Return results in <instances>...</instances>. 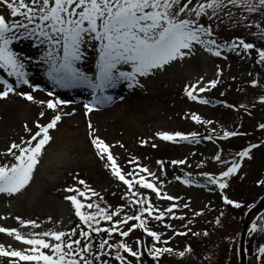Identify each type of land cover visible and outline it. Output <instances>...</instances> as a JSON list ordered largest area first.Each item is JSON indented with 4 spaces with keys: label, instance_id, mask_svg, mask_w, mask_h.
Wrapping results in <instances>:
<instances>
[{
    "label": "rangeland",
    "instance_id": "obj_1",
    "mask_svg": "<svg viewBox=\"0 0 264 264\" xmlns=\"http://www.w3.org/2000/svg\"><path fill=\"white\" fill-rule=\"evenodd\" d=\"M232 11L236 13L237 19H246L240 24L231 23L226 17L222 24L214 22V38L221 44L244 39L258 47H264V39L259 35L264 31V10L248 13L243 9L237 12L233 8ZM0 14H5L3 5H0ZM205 22L207 23L206 18ZM249 24L253 27L249 28ZM255 24H260V29ZM17 47L29 55H38L26 43ZM194 59L199 61L198 67L194 66ZM256 59L254 51L249 56L224 50L221 57H214L197 47L195 55L175 62L164 71L140 78L141 86L129 89L126 83H122L114 89H108L107 94L114 98L113 103L92 112L96 117H108L113 113L111 110L114 106L121 102L126 103L122 110V113L127 112L126 117L121 115L106 118L101 126L91 122L95 130L93 135L99 136L110 146V151L123 172H138V163L140 167H146L155 174V177L148 176L147 173L144 175L148 180L157 183L162 195L178 198L173 201L161 200L150 190H141L161 211L173 204L178 205L173 210L174 217L182 216L184 219L170 218L166 214L162 222L150 220L149 227L160 232L162 239H168L167 246L172 247L175 252L182 251L185 247H190L192 251L183 258L164 254L158 261H154L147 251H143L140 264H239V239L245 213L264 196V185L259 184V181L264 180V130L259 128V124L264 123V105L259 103V97L264 95V65L256 63ZM81 67L89 74L94 73V57L90 56ZM27 70L31 82L44 89L43 92L33 93L38 100L49 99L46 95L49 90L55 91L61 98L63 94L77 93L78 96L73 99L82 108L83 103L91 99L87 89H53L42 64H30ZM0 78L12 81L2 70ZM213 79H219L215 88H209L205 92L198 91L200 86H208V82ZM252 80L258 82L256 87L252 86ZM193 84L197 86L194 94L208 100V104L187 98L184 88ZM20 90L30 91L27 86H21ZM30 106L33 108L27 111ZM4 109L11 110V113L5 115L2 112ZM41 111L46 112L43 118L39 115ZM193 113L212 123H195L191 119ZM76 114L90 120L91 113L85 116L84 109L80 113L74 111V115ZM71 116H63L62 119ZM50 118V111L37 104L34 106L32 102L15 94L0 100V153H5L14 142L21 143V138H30L37 131L36 124L47 123ZM88 124L85 121V125L69 123L66 126L61 120L56 129L50 130L53 139L45 146L48 156L41 159L40 165L42 168L45 165V169L34 173L33 181L19 193L22 200H17V194L11 197L0 194V226L20 228L16 219L19 217L23 220H35L41 226L35 230L20 229L25 234L43 230L69 231L79 221L70 201L64 199L65 195L73 193H67L65 189L79 187L83 190V186L77 183L78 180H84L103 197V201L91 197L92 201L101 203L102 207L110 206V210H115L124 206V211L120 213L121 218L135 213L136 209L125 206V200L121 199L126 186L112 176L110 169L104 167L105 162L96 155L91 144L92 138L88 135ZM25 125L31 129V133L25 130ZM224 131H237L244 135L221 139ZM159 132H182L186 135L197 132L196 139L199 142L162 141L156 135ZM208 136L212 139H206ZM142 141L146 143L142 144ZM153 144L156 145L155 148L152 147ZM251 144L259 145L252 149L251 159L245 157L242 161L239 160L237 153ZM217 153L223 161L228 162L227 165L213 159ZM233 159L241 167L235 175L227 178V189L222 192L217 186L207 184L201 173L219 175L230 166ZM173 160H185L186 163L173 165ZM10 161L11 157L0 155V163ZM157 161L163 162V169ZM176 177L181 180L190 178L193 184L185 185ZM224 195L240 203L241 207L226 205L223 202ZM184 204H188V207L185 208ZM195 212H202V215L196 216ZM217 218L220 219L219 224L216 223ZM109 223L102 221L101 226L107 227ZM131 223L133 222L130 221L129 224ZM164 224L171 227L165 228ZM253 224L258 226L256 232L250 231ZM262 225L264 211L258 220L248 225L245 241L247 264H258L255 259L256 250L259 245L264 244V232L259 231ZM175 232L187 234L179 236ZM193 232L199 235L194 236ZM204 232L208 235H203ZM93 236V244L96 245L100 237H96L95 233ZM113 237L109 243L124 239L135 247V241L140 239L148 247L152 244L151 238L139 229H134L129 237H119L115 233ZM0 244L20 247L18 242L3 233H0ZM128 259L135 264V258Z\"/></svg>",
    "mask_w": 264,
    "mask_h": 264
},
{
    "label": "snow or ice",
    "instance_id": "obj_2",
    "mask_svg": "<svg viewBox=\"0 0 264 264\" xmlns=\"http://www.w3.org/2000/svg\"><path fill=\"white\" fill-rule=\"evenodd\" d=\"M0 5L5 7V14H0V70L8 78H12L11 82L7 78H0V100L15 94L51 113L47 123L36 124L37 131L30 138H21V143L14 142L5 153H0L11 157L10 162L0 163V194L9 197L21 193L30 185L45 146L53 139L50 130L57 128L63 116L74 115L75 111L66 112L65 108L71 101L61 98L53 90L46 93L49 99L38 100L33 95L44 89L31 82L27 70L30 64L45 66V75L53 89L89 90L91 99L83 103L85 116L113 103L114 98L107 94L108 89H114L122 83H126L129 89L141 86L140 78L164 71L175 62L195 55L197 47L214 57H221L224 50L249 56L254 51L256 63L264 65V47H258L244 39L221 44L214 38L216 32L213 27L214 22L222 24L225 17L231 23H242L246 18L237 19L232 9L256 13L264 10V0H0ZM248 27L253 25L249 24ZM255 27L260 29L261 26L255 24ZM259 35L264 39V31ZM25 43L36 50L38 55H29L18 49V45ZM90 56L94 57L95 71L92 74L81 67ZM219 75L218 72L217 76ZM218 83L219 79H213L208 82V86H200L198 91L205 92L209 88H215ZM257 83L256 80L251 81L253 87ZM21 86H27L30 91L20 90ZM195 91L197 86L194 84L184 88L189 100L209 103L194 94ZM259 103L264 105V95L259 97ZM39 115L43 118L46 112L41 111ZM191 119L197 124L212 123L210 120H202L195 113L191 115ZM88 128L96 155L105 162L104 167L110 169L112 176L126 186L121 199L125 200V206L135 208V213L121 218L124 206L115 210H110V206L102 207L101 203L92 201L91 197H97L99 201H103V197L84 180H78L77 183L83 186V190L68 187L65 192L73 194L64 197L66 201H70L78 218L79 222L75 227L69 231L43 230L25 234L20 229L35 230L41 226L35 220L17 217L20 228L0 226V233L18 242L20 247L0 244V264H115L117 261L119 264H133L128 257L135 258V264H140L143 251H147L154 261H158L164 254L183 258L192 251L190 247H185L182 251L175 252L172 247L167 246L168 239H162L160 232L149 227L150 220L162 222L166 214L170 218L184 219L182 216L174 217L173 210L178 205L173 204L161 211L141 190H150L161 200L173 201L178 198L162 195L157 183L144 175L147 173L148 176L155 177V174L146 167H140L138 163V172H123L110 151V146L99 136L93 135L95 130L91 122ZM259 128L264 130V123L259 124ZM25 130L31 133L27 125ZM156 135L162 141L174 143L199 142L196 139L197 132L187 135L182 132H159ZM239 135L244 133L224 131L220 138ZM206 139L211 140L212 137L208 136ZM143 143L146 141H142ZM152 147L155 148L156 145L153 144ZM257 147L259 145L251 144L238 152L237 157L241 161L245 157L251 159L250 153ZM213 159L228 164L221 159L219 153ZM157 163L163 169V162ZM171 163L185 164L186 161L173 160ZM240 167L241 164L233 159L230 166L219 175H201L206 178L207 184L215 185L223 192L229 187L227 178L235 175ZM176 179L181 180L180 177ZM181 183L191 185L193 180L186 178ZM259 184L264 185V180L259 181ZM223 202L235 208L241 207L240 203L227 195L223 196ZM183 206L187 208L188 204ZM194 215H202V212H195ZM102 221L110 223L107 227H102ZM130 221L133 223L129 224ZM216 223H220L219 218ZM164 227L170 228L171 225L164 224ZM257 227L253 224L250 231L256 232ZM134 229L142 230L151 238V247L140 239L135 241V247L124 239L109 243L114 238V233L119 237H129ZM259 231L264 232V225L259 227ZM93 233L100 237L96 245L93 244ZM186 234L175 232L179 236ZM192 235L199 233L193 232ZM203 235L207 236L208 233L204 232ZM105 236L108 238H104ZM255 259L258 264H264V244L258 246Z\"/></svg>",
    "mask_w": 264,
    "mask_h": 264
},
{
    "label": "bare ground",
    "instance_id": "obj_3",
    "mask_svg": "<svg viewBox=\"0 0 264 264\" xmlns=\"http://www.w3.org/2000/svg\"><path fill=\"white\" fill-rule=\"evenodd\" d=\"M198 62H199V61H198L197 59H194V60H193V64H194L195 67H198ZM62 96H63L64 99H67V100L71 101V103L68 105V107L65 108L66 111H73V110H75L76 112L78 111L79 113L82 111L83 108L80 107V106H78V105H77V102H75L74 99H73V98H76V97L78 96L77 93L63 94ZM38 97H39V96H38ZM32 104H33L34 106H36V104H34V103H32ZM125 104H126V103L121 102V103L118 104L116 107L114 106V107L112 108V110H111V112H113V113H112V114H109L108 117H104V115H103V117H96V116L94 115L95 113H91V115H90V120H88V119L85 120V119L82 117L81 114H76V115L71 116V117L63 118V119H62V122H63L66 126H68L69 123H72V124H78V126L85 125V121H87V122H94V123H96L97 125L101 126V125L104 124V119H106V118H109V117L114 118V117H116V116H121V115L124 116V117H126V116L128 115L127 112L122 113V110L125 109ZM32 108H33V107L30 106V107L28 108L27 111H30ZM2 112H3L5 115H8V114L11 113V110H9V109H6V110H5V109H4ZM47 154H48V153L44 150V153H43L42 158H43V157H47V156H48ZM49 157H50V156H49ZM40 165H41V162H40V164L37 166V169H36L35 173H36L37 171H40V170L45 169V168H44L45 165L43 166V168H42V166H40ZM17 197H18V199H17V198H16V199H17L18 201L22 200V197L20 196V194H17ZM261 214H262V211H261V212H258V213H255L254 215H252L251 218L249 219V223L254 222V220H258V218L260 217ZM242 264H247L246 256H245V257H242Z\"/></svg>",
    "mask_w": 264,
    "mask_h": 264
},
{
    "label": "water",
    "instance_id": "obj_4",
    "mask_svg": "<svg viewBox=\"0 0 264 264\" xmlns=\"http://www.w3.org/2000/svg\"><path fill=\"white\" fill-rule=\"evenodd\" d=\"M264 197H262L257 204L252 207L245 215L244 218V224L242 227L241 231V236H240V242H239V253L242 256L245 252V239H246V232H247V227H248V219L255 213H258L262 210H264Z\"/></svg>",
    "mask_w": 264,
    "mask_h": 264
}]
</instances>
